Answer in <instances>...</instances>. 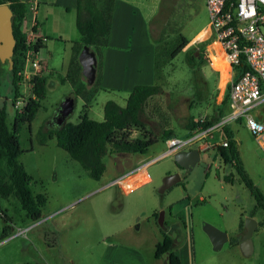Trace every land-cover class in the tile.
Here are the masks:
<instances>
[{"label": "rangeland", "instance_id": "1", "mask_svg": "<svg viewBox=\"0 0 264 264\" xmlns=\"http://www.w3.org/2000/svg\"><path fill=\"white\" fill-rule=\"evenodd\" d=\"M135 1L150 16L151 34L156 37L163 34L159 43L163 49L177 45L181 39L179 34L188 38L180 51L168 56L159 77H155L154 82L161 84V90L147 99L141 114L143 128L132 126L127 132L128 138L150 134L158 139L143 154L110 148L103 158L106 169L99 179L92 178L78 160L58 146L55 136L40 143V132L58 125L54 116L61 100L66 95L73 96L71 83L62 78L73 43L80 35L74 10L70 16L55 9L54 14L59 18L64 14V19L59 27L51 25L54 22L45 27L52 30L53 35L42 41L38 55L34 56L38 61L42 58L47 62L46 65L41 61L47 75L46 95L31 122H22L18 130L22 148L18 158L32 176L29 186L33 193L43 192L46 201L39 219L32 220L26 217L15 197L0 198V229L5 223L10 225L8 235L0 238V264L24 261L33 264H151L154 244L164 233L177 239L176 248L187 241L189 250L195 254L194 264H264V208L255 210L256 198L237 169L219 157L215 145L223 140L222 130L215 129L211 137L200 139L203 145L209 140V145L200 147L199 159L189 168L178 167L173 154L162 155L166 148L164 131L170 129L172 135L183 134L190 117L202 120L216 113V104L227 94L228 66L214 34L210 31L207 38L200 39L194 35L204 22L203 4L201 0ZM199 44L204 45V51L192 64L188 59L190 50L185 49L190 45H196L197 49ZM216 51L218 54L211 55ZM4 63L0 62V107L5 106L6 122L11 127L19 107L13 103L14 91ZM233 72H237V67ZM220 73L224 92L218 86ZM82 77L86 81L83 74ZM31 85L28 78L23 79L19 86L22 99L32 95ZM92 85L87 83L91 89ZM129 92L98 88L88 105L87 115L103 119L106 100L125 105ZM83 104L84 99L77 96L66 120L77 121ZM229 127L236 139L242 166L264 199V151L243 117L231 120ZM191 146L197 147L198 143ZM145 162L151 177L147 182L129 192H123L112 182L122 172ZM173 173L178 174L179 180L160 191L163 177ZM225 176L231 180H225ZM1 211L11 217L10 222H5ZM161 212L167 230L158 223ZM247 216L257 221L251 235V253L243 254L239 246L228 242L213 249L203 229L205 223L225 230L228 236L240 235L244 232L239 231L240 219L244 226Z\"/></svg>", "mask_w": 264, "mask_h": 264}, {"label": "trees", "instance_id": "2", "mask_svg": "<svg viewBox=\"0 0 264 264\" xmlns=\"http://www.w3.org/2000/svg\"><path fill=\"white\" fill-rule=\"evenodd\" d=\"M1 2L9 3L13 13L12 27L16 39L12 56L13 67L9 70L7 63L4 64L6 65L5 71L10 86L14 91V103L16 97L21 95L19 86L23 84V79L19 71L23 68L26 49L33 47L34 52H37L40 44L38 42L33 44L26 42V31L22 28V23L27 15L26 1L0 0ZM113 4L114 0H76L74 6L75 26L80 35L79 39L73 43L67 71L62 79L71 83L74 98L81 96L84 99V104L77 121L65 120L56 127L44 128L39 134L40 143H45L49 138L55 136L57 145L64 148L72 158L78 160L94 179H99L106 169L103 158L108 154L110 148L117 151L143 154L158 139L150 134H144L136 138L127 137V132L132 126L143 128L144 123L141 114L147 99L161 90V84L157 82L133 85L126 98L125 105H120L113 99L106 100L103 105V119L101 120L87 115L88 105H90L94 92L98 88H102L100 85L102 47L108 44ZM33 28L35 29V27ZM179 36L181 39L177 45L163 49L159 44L163 40V34L158 37L152 35L155 42L154 74L156 78L159 77L161 67L168 56L175 55L188 42L185 35L179 34ZM84 44L94 50L97 57L96 77L92 89L87 86V82L83 79L81 65L78 61V53ZM204 48L203 44H199L197 49L196 45H190L185 49V51L190 50L189 62L194 64L195 57L202 55ZM248 68L247 63L242 58L237 66V73ZM43 71L41 68L38 73L33 74L29 79V82L32 83V95L25 99V104L21 109L15 110L11 127L6 122L5 106L0 107V198L15 197L25 210L26 217H30L32 220H37L41 216V207L46 201V195L43 192L33 193L29 186L32 176L26 171L23 163L18 158L22 152L18 130L22 122H31L41 105V100L46 95L47 75ZM216 105L215 111L217 112L209 117L202 120H194L190 117L188 122L185 123V131L180 135L188 136L199 127L206 128L225 115L230 110L228 93ZM219 129L223 133L222 139L227 141L226 145L222 143L215 145L219 157L224 163H229L237 169L241 180L256 198L257 206L255 210L257 207L264 208V199L261 192L242 166L233 131L229 124H224ZM164 132L163 138L165 140L173 136L170 129ZM224 179L231 180L229 176H225ZM1 212V217L5 222H10L11 217L4 211ZM9 229L10 225L3 224L0 229V238L7 236ZM241 230L245 231L242 218L239 222V231ZM229 241L237 243L239 236L229 237ZM154 255L155 257L165 255L167 264H180V258L173 250V240L169 234L164 233L162 239L155 243ZM15 264L33 263L24 261Z\"/></svg>", "mask_w": 264, "mask_h": 264}, {"label": "built area", "instance_id": "3", "mask_svg": "<svg viewBox=\"0 0 264 264\" xmlns=\"http://www.w3.org/2000/svg\"><path fill=\"white\" fill-rule=\"evenodd\" d=\"M25 1L28 11L35 16L37 0ZM205 5L210 30L219 43L230 71V110L215 123L206 128L199 127L188 136L169 137L162 155L190 148L193 143L200 142V139L211 137L215 129L240 117L245 119L246 125L264 151V119H257L251 112L253 107L264 101V0H205ZM38 37L36 29L31 26L26 34V42L33 44ZM36 53L33 47L26 49L23 68L19 71L22 79H30L41 70V61L34 59ZM242 58L249 68L234 74V67L239 65ZM22 98L20 95L14 101L18 109L25 104V99ZM221 143L226 145L227 141L223 140ZM146 165L147 162L122 172L112 182L123 192L132 191L149 180Z\"/></svg>", "mask_w": 264, "mask_h": 264}, {"label": "crops", "instance_id": "4", "mask_svg": "<svg viewBox=\"0 0 264 264\" xmlns=\"http://www.w3.org/2000/svg\"><path fill=\"white\" fill-rule=\"evenodd\" d=\"M201 2L203 4L205 16L203 20L204 22L199 26L196 32H194V35L197 37L196 39L207 38L209 32L211 31L205 0H201ZM75 3L76 0H37L35 16H33V14L27 9V15L22 23V28L27 34L31 26L32 28L35 27L37 35L39 36L37 42L41 44L45 38L47 40L48 37L53 35L50 33L52 30L49 31L46 29L48 25H50V22H54L51 23V25L56 24L59 27V25L62 23L61 20L64 19V14L59 18L57 13L54 14V10L60 9L63 13L70 14L71 16V12L74 10ZM71 18L68 22H71ZM33 23L35 24L34 26ZM150 23V16L144 12L141 4L135 0H114L108 44L102 47L100 83L102 88L100 89L112 88L130 91L133 85L137 83H153L155 81V42L152 39ZM64 25L65 24H63V27ZM38 51L39 48L37 50V55ZM219 51L221 52L220 47ZM216 54H218V51H216V53L213 52L211 55ZM40 59L47 65V62L44 59ZM211 63H214V59ZM226 73L228 79L226 77L225 80L228 81L230 76L229 69ZM223 82L221 80L220 73L218 86L219 88H222V92L225 90V84H223L224 88L222 87ZM251 112L257 119L263 120L264 101L253 107ZM208 142L209 140L205 141L204 145L200 142H197V147L200 149L201 146L207 145ZM150 178L151 177L149 175V179ZM243 233L240 235L237 233L236 235L228 236V239L225 242H228L231 245H237L240 248L241 236ZM170 236L173 240V250L180 258V264H194L196 261L194 256L195 254L194 251L192 252L189 250L187 241L184 242V245L181 248H176V243L178 241L174 236ZM237 236H239V241L237 243L229 241V237L235 238ZM156 242H158V240ZM151 264H167L166 256L162 255L155 257L153 252V260L151 261Z\"/></svg>", "mask_w": 264, "mask_h": 264}, {"label": "water", "instance_id": "5", "mask_svg": "<svg viewBox=\"0 0 264 264\" xmlns=\"http://www.w3.org/2000/svg\"><path fill=\"white\" fill-rule=\"evenodd\" d=\"M12 9L7 2L0 3V62H6L9 70L13 67V52L15 46V36L12 27ZM78 61L81 65V72L86 78L87 83L94 82L96 77L97 57L95 51L87 44H84L78 53ZM75 106V98L66 95L60 102L56 115L58 125L62 124L66 117L72 112ZM200 149L197 147L177 150L173 153V159L178 166L189 168L199 159ZM179 180L177 173L167 174L163 177L160 191H164L173 183ZM158 223L162 229L167 230L168 225L163 221L162 212L159 214ZM257 221L252 216H247L244 222L245 231L241 236L240 248L244 254H249L253 250L251 235ZM204 231L208 235L213 249L221 248L222 244L228 239V234L211 223H205Z\"/></svg>", "mask_w": 264, "mask_h": 264}, {"label": "flooded vegetation", "instance_id": "6", "mask_svg": "<svg viewBox=\"0 0 264 264\" xmlns=\"http://www.w3.org/2000/svg\"><path fill=\"white\" fill-rule=\"evenodd\" d=\"M57 118H58V116L56 115V116H54V120L57 122ZM192 147V146H191ZM190 147V148H191ZM178 167H180V168H182L181 166H178Z\"/></svg>", "mask_w": 264, "mask_h": 264}]
</instances>
